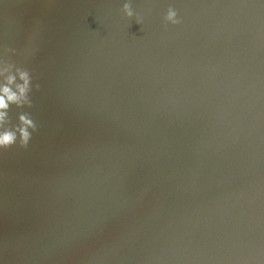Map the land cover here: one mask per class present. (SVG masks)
I'll list each match as a JSON object with an SVG mask.
<instances>
[{"label":"water","instance_id":"water-1","mask_svg":"<svg viewBox=\"0 0 264 264\" xmlns=\"http://www.w3.org/2000/svg\"><path fill=\"white\" fill-rule=\"evenodd\" d=\"M132 2L142 30L119 0H0L34 78L9 117L38 124L0 153V261L264 264V0Z\"/></svg>","mask_w":264,"mask_h":264},{"label":"clouds","instance_id":"clouds-1","mask_svg":"<svg viewBox=\"0 0 264 264\" xmlns=\"http://www.w3.org/2000/svg\"><path fill=\"white\" fill-rule=\"evenodd\" d=\"M120 13L127 21H134L141 26L145 23V14L136 10L132 0H119ZM163 24L177 27L182 20L175 6L169 4L163 14ZM17 55L14 48H6L0 52V153L13 148H29L34 134L38 132V124L28 113H21L18 123L12 125L9 113L13 107L18 109L33 107L34 90L33 74L26 68L18 66L12 57ZM40 84L35 83V91H40ZM2 264V261H0Z\"/></svg>","mask_w":264,"mask_h":264}]
</instances>
